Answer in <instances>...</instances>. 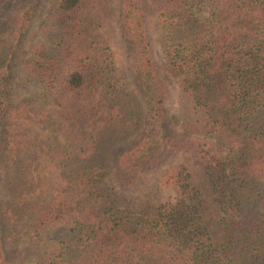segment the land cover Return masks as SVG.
<instances>
[{"label":"trees","instance_id":"obj_1","mask_svg":"<svg viewBox=\"0 0 264 264\" xmlns=\"http://www.w3.org/2000/svg\"><path fill=\"white\" fill-rule=\"evenodd\" d=\"M41 1L0 0V264H264V0Z\"/></svg>","mask_w":264,"mask_h":264},{"label":"rangeland","instance_id":"obj_2","mask_svg":"<svg viewBox=\"0 0 264 264\" xmlns=\"http://www.w3.org/2000/svg\"><path fill=\"white\" fill-rule=\"evenodd\" d=\"M46 3V0H42L39 4V8L42 9ZM107 6L109 8L110 12V25L112 29L118 28L119 22H120V13H119V0H107ZM37 12V11H36ZM38 15L36 16L35 20L32 22L31 26L26 32V36L23 39V41L19 42L17 46H15L13 54H12V65L15 70V78L18 77L19 69H18V63L20 57H22L26 51L28 44L34 39L33 38V32L35 30L36 21L39 19V16L41 15V11H38ZM149 30L151 35V41L153 44V52L155 54V59L158 63H162L164 60L163 53L158 47V40L157 36L159 33V29L157 28L156 24L153 21V18L149 20ZM114 60L117 66L118 72H123V56L121 54V48L120 44L116 38L114 41V45L112 46ZM160 75L162 79L166 82L167 90H168V96H167V102L170 105V107L173 105L176 106L177 101V93H178V84H177V76H174L170 74L169 72H166L164 69H160ZM36 130H39L38 126L33 127ZM43 132V131H40ZM36 134L39 137H43L44 135L41 133ZM58 138L62 141L63 138L61 136H58ZM154 171L148 170L139 173L134 182L127 188H124L123 191L126 193V195L130 196L133 201L138 204L142 205L147 198V192L149 188V184L151 181V177ZM21 244L25 243V240H21ZM14 264H34L32 256H27L23 258L21 261H17Z\"/></svg>","mask_w":264,"mask_h":264}]
</instances>
